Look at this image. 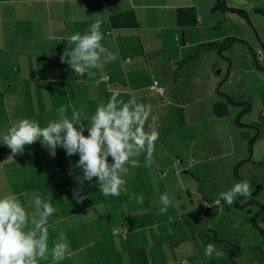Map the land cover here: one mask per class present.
<instances>
[{
    "label": "crops",
    "instance_id": "1",
    "mask_svg": "<svg viewBox=\"0 0 264 264\" xmlns=\"http://www.w3.org/2000/svg\"><path fill=\"white\" fill-rule=\"evenodd\" d=\"M239 2L225 1L230 8L243 10ZM257 2L252 9H263L264 14V0ZM215 4V0H0V198L17 196L37 220L36 209L42 213L43 203L50 199L54 211L46 218L49 252L38 264H240L239 257L225 254L216 233L210 236L213 230L201 222L200 213L217 208L221 200L216 204L201 196L198 207L193 200L211 171L228 181L225 175L233 161L232 151L217 141L220 131L212 115L221 106L211 107L218 82L211 75V48L202 46L233 41L234 36L222 32L227 17L213 10ZM97 20L104 36L100 44L106 49L98 61L103 67L90 68L95 75L81 77L61 63L60 56L75 47L71 35L90 34ZM111 54L116 60L105 64ZM102 73L106 79H101ZM155 81L165 88L168 103L154 93ZM113 93H118L117 101L135 99L149 106L144 130L149 131L155 118L158 133L151 156L145 146L138 157H130L138 160L136 167L125 164L122 189L127 194L121 190L118 196H105L98 178L92 177L81 193L87 198L77 203L72 189L83 176L75 167L78 154L69 157L62 148L48 151L38 140L25 145L23 155L11 158L3 145L2 135L20 119L45 127L60 118L61 107L69 119L73 109H82L87 126L97 106L106 105ZM121 106L117 103V110ZM107 161L113 162L111 156ZM165 194L171 202L162 213ZM140 196L143 201L137 202ZM204 203L213 205L208 209ZM61 233L66 240L61 241ZM56 243L68 247L60 261L51 256ZM208 244L213 245L211 257L205 255ZM257 264H264V256Z\"/></svg>",
    "mask_w": 264,
    "mask_h": 264
},
{
    "label": "clouds",
    "instance_id": "2",
    "mask_svg": "<svg viewBox=\"0 0 264 264\" xmlns=\"http://www.w3.org/2000/svg\"><path fill=\"white\" fill-rule=\"evenodd\" d=\"M101 21L97 20L90 26V34L76 33L69 37L70 43L75 44L71 51L65 50L61 56V63H66L78 75L83 77L85 73L89 76L95 75L89 72L90 68H100V53L106 51L100 41L104 38L100 31ZM89 31V30H88ZM68 57V59H65ZM116 60V55L111 54L106 58L105 64ZM107 77L102 73L101 79ZM99 82V81H98ZM118 93L108 99L106 105L100 104L94 114L88 119V125L82 123L83 110H72L71 118L65 115L67 109L61 107L58 110V120L48 121L45 127H41L35 120L20 119L6 130L2 135V142L10 149L9 156L14 158L23 155L25 145H32L39 142L48 151L55 152L57 148L65 150L67 156L78 154L76 168L83 170V176L78 179V186L72 189L73 199L81 203L87 197L81 195L84 182H91L92 177H97L100 190L105 196L120 195L125 181L122 179L128 169L125 164L130 163L132 167L138 164V157L147 146L149 156L154 150L155 141L158 139L156 131V120L148 125L149 131L144 130L145 122L148 120L149 106L136 103L135 99L125 103L117 101ZM122 106L117 110L116 105ZM129 105H134V110H129ZM148 109V111H145ZM87 132V135L84 133ZM63 133V137L61 134ZM42 138V139H41ZM111 156L112 163L107 158ZM250 188L247 181H238L227 192L220 193V199L231 204L236 195L247 197ZM50 199L43 203V212L39 214V220L31 215L23 207L17 196L0 198V264H38L40 259H47L48 256V231L46 218L54 211L49 203ZM143 196L137 197V202H142ZM164 207L161 212L167 210L171 202L167 194L161 196ZM41 204L40 199L35 201ZM219 203V200L216 201ZM32 225V227H29ZM28 228L27 233L24 229ZM39 233L38 239L37 234ZM61 241L66 237L61 233ZM212 244L205 246V255L212 256ZM68 251L66 243H56L51 250L53 261H60L65 258ZM217 256H223V252H217ZM181 264H187L182 261Z\"/></svg>",
    "mask_w": 264,
    "mask_h": 264
},
{
    "label": "rangeland",
    "instance_id": "3",
    "mask_svg": "<svg viewBox=\"0 0 264 264\" xmlns=\"http://www.w3.org/2000/svg\"><path fill=\"white\" fill-rule=\"evenodd\" d=\"M257 1L240 0L239 4L244 6L241 10L248 18L229 13L221 15L227 17L221 25L222 32L234 36L231 37L233 41L226 45L228 48L221 54L220 48L208 50L213 62L209 61V65L214 69L211 75L218 82L211 108L221 106L220 111L212 115L220 131L217 141L219 143L221 139L228 147L227 152L232 151L233 161L229 162L228 176L225 175L229 177L228 181H223L218 172L216 175L211 171L212 174L201 183L198 196L193 195L197 207L201 203V196L211 203L221 200L217 208L201 212L203 221H199L208 229L211 227L213 231L209 233L210 236L216 233L219 240L240 249V264H252L253 260H256L253 264H257L264 256V71L258 69H264V17L252 9ZM241 103L250 105V110L244 112L245 106L239 105ZM224 110L227 113L221 115ZM251 141V157L246 161L250 155ZM238 181H247L250 188V194L244 197L240 205L254 201L244 208L238 206L240 195H236L231 204L220 199V193L227 192ZM194 191L198 192L197 189ZM225 254L228 255L227 252Z\"/></svg>",
    "mask_w": 264,
    "mask_h": 264
},
{
    "label": "trees",
    "instance_id": "4",
    "mask_svg": "<svg viewBox=\"0 0 264 264\" xmlns=\"http://www.w3.org/2000/svg\"><path fill=\"white\" fill-rule=\"evenodd\" d=\"M216 1V4L214 5V8L213 10L214 11H221L223 13H226V14H233V15H238V16H242L244 17V12L241 11V10H238V9H233V8H225L224 4L221 2V0H215ZM257 13H260V14H263V9H260V10H256ZM230 41L227 40L225 41L224 43H213V44H206V45H202V46H205V47H208V48H223L224 46L227 45V42ZM263 46H264V43H263ZM259 68V67H258ZM260 70V69H259ZM261 71H264V69L261 68ZM216 241L220 242L223 246V250L225 252L228 253V255L230 257H233V258H238L240 257L241 255V252H240V249L235 246V245H232L230 243H226L225 241H220L218 239L215 238Z\"/></svg>",
    "mask_w": 264,
    "mask_h": 264
},
{
    "label": "water",
    "instance_id": "5",
    "mask_svg": "<svg viewBox=\"0 0 264 264\" xmlns=\"http://www.w3.org/2000/svg\"><path fill=\"white\" fill-rule=\"evenodd\" d=\"M223 2V4H224V6H225V8H228L227 6H226V3H225V0H223L222 1ZM261 15H264V14H261ZM248 18V16H247V14H245L244 13V18ZM262 47H263V50H264V46H263V44H262ZM228 48V46H224L223 48H220V50H219V54H221L222 53V51L223 50H225V49H227ZM228 73H229V71L227 72V75H228ZM239 105H245V103H241V104H239ZM250 110V105H248V107H247V109L244 111V112H247V111H249ZM227 113V111L226 110H224V112L222 113V114H226ZM239 119V118H238ZM237 119V120H238ZM251 152H252V141H251V143H250V155L247 157V159H246V161H248V160H250V157H251ZM245 161V162H246ZM244 199V197L243 196H240V199H239V202H238V206H240L241 208H244V207H246L248 204H251V203H253L254 201H248V202H246L245 204H243V205H240L241 203V201Z\"/></svg>",
    "mask_w": 264,
    "mask_h": 264
},
{
    "label": "built area",
    "instance_id": "6",
    "mask_svg": "<svg viewBox=\"0 0 264 264\" xmlns=\"http://www.w3.org/2000/svg\"><path fill=\"white\" fill-rule=\"evenodd\" d=\"M152 89H153V91H154V93L156 94V95H158L160 98H161V100H162V103H168V99H167V97L165 96V88L164 87H162V86H160L159 84H158V82H154L153 83V85H152ZM217 204V203H216ZM212 205L213 204H211V203H204V206L206 207V208H211L212 207Z\"/></svg>",
    "mask_w": 264,
    "mask_h": 264
},
{
    "label": "flooded vegetation",
    "instance_id": "7",
    "mask_svg": "<svg viewBox=\"0 0 264 264\" xmlns=\"http://www.w3.org/2000/svg\"><path fill=\"white\" fill-rule=\"evenodd\" d=\"M258 69H260V70H261V68H258ZM243 106H245V107H244V108H245L244 110H246V109H247V107H248L246 104H245V105H243ZM248 161H249V160H248ZM242 201H243V200H242ZM242 201H241V202H242ZM251 204H252V203H251ZM248 205H250V204H248ZM248 205H247V206H248Z\"/></svg>",
    "mask_w": 264,
    "mask_h": 264
}]
</instances>
